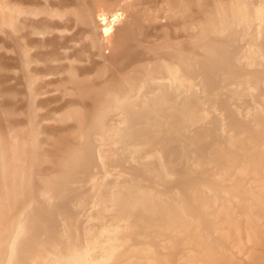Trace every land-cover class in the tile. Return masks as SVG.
I'll return each mask as SVG.
<instances>
[{"label": "bare ground", "instance_id": "1", "mask_svg": "<svg viewBox=\"0 0 264 264\" xmlns=\"http://www.w3.org/2000/svg\"><path fill=\"white\" fill-rule=\"evenodd\" d=\"M0 264H264V0H0Z\"/></svg>", "mask_w": 264, "mask_h": 264}, {"label": "rangeland", "instance_id": "2", "mask_svg": "<svg viewBox=\"0 0 264 264\" xmlns=\"http://www.w3.org/2000/svg\"><path fill=\"white\" fill-rule=\"evenodd\" d=\"M4 79H5V78H4ZM42 80H43V79H42ZM43 81H44L43 84H46L47 82L50 81V79L46 78V79H44ZM40 83H41V82H40ZM10 85H11V84H10L9 81H3V84H1V87H6V88H8V87H10ZM46 94H47V93H46ZM50 94H51V93H50ZM50 94H49L48 96L46 95V98L49 99V98H53V97H54V96H52V95L50 96ZM46 98H45V99H46Z\"/></svg>", "mask_w": 264, "mask_h": 264}]
</instances>
